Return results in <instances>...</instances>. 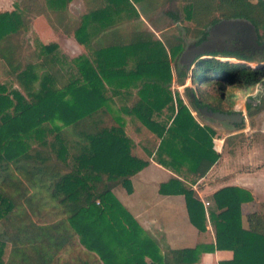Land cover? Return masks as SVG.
Masks as SVG:
<instances>
[{
  "label": "trees",
  "instance_id": "16d2710c",
  "mask_svg": "<svg viewBox=\"0 0 264 264\" xmlns=\"http://www.w3.org/2000/svg\"><path fill=\"white\" fill-rule=\"evenodd\" d=\"M73 1L20 0L13 10L0 9V59L8 77L0 82V222L12 216L20 199L28 205L44 192L51 209H59L54 211L55 221L19 236L21 249L6 263L5 242L0 239V264H145L146 254H136L146 243L153 247L155 242L114 193L119 186L132 193L131 177L150 162L133 154L123 114L131 116L138 132L148 129L154 134L147 154L177 174L161 184L160 192L184 195L191 222L204 231L209 213L216 230V246L169 248L159 255L160 263L195 264L203 252L217 248L234 252V258L222 264H264V213L248 215L250 229L242 225V204L254 200L252 192L240 186L222 187L213 194L215 207L206 211L193 187L222 156L215 148L218 130L201 123L193 109L234 111L207 102L201 90L185 86L189 106L172 89L174 67L179 85L188 78L194 84L209 78L219 90L233 81L259 85L264 65L221 60L214 51L205 53L211 58L198 57L193 68L173 65L172 59L184 50L183 33L159 37L146 23L150 11L165 0H83L85 10L79 16L71 10ZM183 1L186 19L194 24L185 33L198 36V44L206 38L207 27L223 19L243 18L264 27V0ZM166 12L177 18L171 10ZM40 16L54 32L74 35L91 53L70 56L69 65H60L58 44L45 43L37 57L11 69L1 46L26 33ZM221 56L246 59L239 53ZM11 83L16 85L10 88ZM119 100L123 104L116 111L114 102ZM262 102L264 95L257 109ZM165 112L166 118H157ZM107 115L115 124L107 122ZM235 135H228L226 142ZM183 169L194 177L190 183ZM79 242L99 257L65 258L64 250Z\"/></svg>",
  "mask_w": 264,
  "mask_h": 264
},
{
  "label": "rangeland",
  "instance_id": "374dc122",
  "mask_svg": "<svg viewBox=\"0 0 264 264\" xmlns=\"http://www.w3.org/2000/svg\"><path fill=\"white\" fill-rule=\"evenodd\" d=\"M205 1L206 0H201V3H204ZM19 2L20 0H0V9L13 10L16 4ZM81 3L82 0H74L71 4V10L76 16L83 14L82 12L84 10V6L82 5V7H80ZM184 4L185 1L181 2V0H165L158 10L150 11L149 15L152 22H149V27L151 29H156L159 35L163 32L169 35H173L176 32L183 33L185 38V49L189 44L196 42L198 40V36H192L185 33V28L187 26H194V24L186 19L184 10L182 8ZM170 10L175 13L177 18L167 14L166 11ZM212 27H207V30L211 29ZM45 43L58 44L59 51H57V55L60 65H69V60H71L70 55H86V53H81L83 49L77 45L73 35L67 36L62 32H54L43 16L35 17L26 33L16 35L13 38L5 41L4 46L7 47L5 49V47L2 45L1 52L8 61L7 66L11 67V69H14L23 66L27 61L34 59L35 56L37 57V54L41 51L42 44ZM213 51L215 52V50H210L209 53ZM221 54L222 53L216 55L215 57L232 63L248 64L252 67H256L258 65L257 61L239 59L235 56H221ZM180 56L176 59H172L173 65L176 66V64H180ZM211 57L212 55L206 54L202 58ZM2 63L4 62L1 60L0 82H5L8 81V77H6L3 72V68L5 69V67ZM195 64L196 62L191 68H193ZM217 80L220 81V79ZM241 84L242 83L237 81L225 83V86L218 90V84L214 79L205 78L194 84L192 83L191 78H188L186 82V86H190L195 91L201 90L202 96L205 100H207V102L212 101L214 105H219L225 110L231 109L234 112L242 111L245 114V120L243 121L244 125L238 128L235 126V124L206 117L201 112H198L192 108L193 114L201 123L210 124L211 126L217 128L219 133V141L217 142V145H223L221 149V158L223 156L226 157V165H232L233 168L239 170V173L261 171L263 169L262 173L264 174V102H262L263 105L261 109H257L256 107L262 101V97L264 95V85L253 86L250 83L249 85L244 86ZM14 85H16V83H11L10 88H12ZM177 88V86L174 87L173 91H176ZM230 94H233V96L231 97ZM181 95L185 102L191 106L189 97L185 94L183 86H181ZM220 97L222 98L221 100ZM114 103L115 110L119 111L123 102L119 100L117 102L115 101ZM248 103H251L252 106L249 107ZM166 112L161 116H157V118H166ZM107 116V122H110L109 124H115L113 117L111 115ZM123 117L125 121L129 120L125 114H123ZM132 127L133 126H131L130 123L128 126L126 124L125 130L127 136L132 139L133 154L138 157L143 156V158L151 157L146 154V150L147 148H153L152 143L155 137L152 135V137H150L152 132L147 129L138 134L134 131L135 128ZM231 134L236 135L229 142H226V137ZM153 158H155V156H153ZM183 173H187L185 169H183ZM183 173V177L186 178L188 183H190L194 177L190 176L188 173L186 175ZM217 173L215 170L211 176H216ZM114 193L116 196L119 195L122 199L127 195L126 190L122 187H117ZM44 195H46L45 192L43 194L35 195L36 197L29 200L28 205L24 203L22 199H20L19 202L21 205L16 208L12 216L8 220L0 222V236H2L0 239H2L1 241L5 242L2 257L4 263L8 262L12 255L14 256L15 253H18L17 249H21L19 236H22L26 229L30 228L31 231H37L39 228L38 224L41 225L43 222L55 221L54 219H56V214L54 211L57 212L59 209H51L53 205L49 204V201ZM205 204L207 207H209V210L215 207L214 202H205ZM260 204V210L264 211V201H262ZM31 245L32 242L29 246ZM29 250L30 256L33 258L34 253L32 252H34V248L31 246ZM76 254L80 253L79 249L75 247L70 251L67 250L64 255L65 258H71ZM29 260L31 259L29 258Z\"/></svg>",
  "mask_w": 264,
  "mask_h": 264
},
{
  "label": "crops",
  "instance_id": "0c3cea01",
  "mask_svg": "<svg viewBox=\"0 0 264 264\" xmlns=\"http://www.w3.org/2000/svg\"><path fill=\"white\" fill-rule=\"evenodd\" d=\"M82 3L80 4V7H82V5L84 6L83 0ZM84 10L82 13H84ZM142 17L144 18V16ZM149 22H152V20H146L148 27L150 26ZM152 30H154L159 37H162L163 34H165L163 32L159 35L156 29ZM73 37L77 45L82 47L83 50L81 53H86V55L91 53L89 47L80 44L74 35ZM70 56L76 57L78 54ZM173 74L174 79L172 89L177 86V90L181 93V86L185 88L186 84L179 85L176 82L175 67L173 69ZM125 115L129 119L127 121V126L130 123V125L135 128L134 124L131 122V116L127 114ZM214 128L217 129L216 127ZM134 131L140 134L144 129L139 132L136 129ZM151 135L154 136L153 133L150 134V137H152ZM218 138L217 135L214 141ZM222 146L223 145H217L215 142L216 150L221 153ZM153 156L147 158L144 157L145 159L150 160L149 165L131 177L133 186L132 193H129L125 187L119 186L126 190L127 195L123 199L117 195L143 228L147 237L149 236V238L153 239L155 242V245L151 244L153 247L145 242L147 247L138 250L136 256L141 257V254L145 253L146 255L143 258L145 259V264H161L159 255L163 256L165 251L169 248L181 249L196 247L199 244L216 246V230L214 223L209 218V213H207V229L201 231L190 220L184 195L163 194L160 192L161 184L169 181L173 175L177 174L158 163ZM225 159V156L219 159L210 171L204 177L199 179L193 187L196 190L197 196L204 202V204L205 202H214L213 194L225 186H240L250 190L254 195V200L244 202L241 208L243 228L250 229L252 224H250L248 220V215L256 212L264 213V211L260 210V203L264 201L263 169L261 171L239 173V170L233 168L232 165H226ZM215 170L216 173H218L216 176L212 177L211 174H213ZM205 208L206 211H209V207H207L206 204ZM141 236L142 235L140 234L139 238L143 241V236ZM75 247L78 248L79 253L86 256V258L90 256H94L95 258L99 257L95 252L88 251V249L80 242L74 247L71 246L65 249L63 254H65L67 250L70 251ZM233 258L234 252L232 250L216 248L214 251L203 252L195 264H222L223 262L231 261Z\"/></svg>",
  "mask_w": 264,
  "mask_h": 264
},
{
  "label": "water",
  "instance_id": "95a60500",
  "mask_svg": "<svg viewBox=\"0 0 264 264\" xmlns=\"http://www.w3.org/2000/svg\"><path fill=\"white\" fill-rule=\"evenodd\" d=\"M237 30V31H248L252 35V38L255 40L257 44V30L256 26L252 21L243 18H234V19H223L216 23L210 30H208V37L202 41L201 43L193 42L189 44L182 52L180 56V64L186 65L188 68H191L192 65L196 62L197 58L200 56H204L206 52L212 50L208 47L211 38L212 32L215 30ZM260 85H264V82L260 83ZM202 114L206 117H210L216 119L218 121H226L231 124L241 123L245 120V114L242 111L238 112H223L220 110H213L212 108H208L205 106L199 109Z\"/></svg>",
  "mask_w": 264,
  "mask_h": 264
},
{
  "label": "flooded vegetation",
  "instance_id": "af4514ba",
  "mask_svg": "<svg viewBox=\"0 0 264 264\" xmlns=\"http://www.w3.org/2000/svg\"><path fill=\"white\" fill-rule=\"evenodd\" d=\"M256 30L258 34L257 44L247 30L243 32L229 29L215 30L211 34V43L208 47L219 53H239L246 59L252 58L251 61H257L256 67H261L264 65V27H256ZM208 35L209 33L206 38Z\"/></svg>",
  "mask_w": 264,
  "mask_h": 264
},
{
  "label": "built area",
  "instance_id": "2783aa9c",
  "mask_svg": "<svg viewBox=\"0 0 264 264\" xmlns=\"http://www.w3.org/2000/svg\"><path fill=\"white\" fill-rule=\"evenodd\" d=\"M218 141H219V139H216V140H215L216 144H217ZM207 204H208V203H207Z\"/></svg>",
  "mask_w": 264,
  "mask_h": 264
}]
</instances>
